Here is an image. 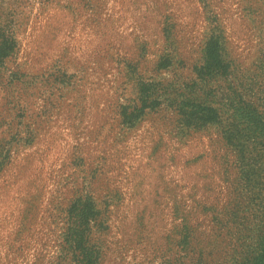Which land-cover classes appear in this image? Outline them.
I'll return each mask as SVG.
<instances>
[{"label":"rangeland","instance_id":"rangeland-1","mask_svg":"<svg viewBox=\"0 0 264 264\" xmlns=\"http://www.w3.org/2000/svg\"><path fill=\"white\" fill-rule=\"evenodd\" d=\"M1 42L0 264H264V0H0Z\"/></svg>","mask_w":264,"mask_h":264},{"label":"trees","instance_id":"trees-1","mask_svg":"<svg viewBox=\"0 0 264 264\" xmlns=\"http://www.w3.org/2000/svg\"><path fill=\"white\" fill-rule=\"evenodd\" d=\"M3 48H5V52L7 50V42H1L0 43ZM2 50V49H0ZM4 52V53H5ZM4 55V54H3ZM205 62L208 65H213V68H216L219 69L220 68V65H221V62L219 60V56H218V52L216 50V44L215 43H211V41H207L206 43V47H205ZM208 68V67H207ZM197 120H200L201 122H207V121H210L209 119H205L203 117H196Z\"/></svg>","mask_w":264,"mask_h":264}]
</instances>
